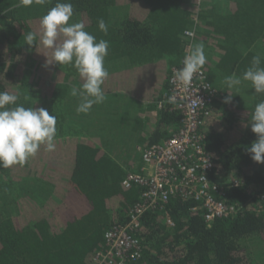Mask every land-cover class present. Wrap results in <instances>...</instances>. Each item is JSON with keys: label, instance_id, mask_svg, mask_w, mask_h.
I'll return each instance as SVG.
<instances>
[{"label": "trees", "instance_id": "1", "mask_svg": "<svg viewBox=\"0 0 264 264\" xmlns=\"http://www.w3.org/2000/svg\"><path fill=\"white\" fill-rule=\"evenodd\" d=\"M57 2H70L72 22L109 42L106 101L88 114L77 113L79 97L71 95L83 83L76 69L53 63L52 50L40 43L41 18ZM100 18L107 35L98 28ZM191 29L220 92L212 105L216 116L202 126L215 164L209 178L236 213L209 226L203 208L193 211L197 201L177 195L165 210L144 214L136 234L141 256L127 264H264L254 256L264 251V164L246 151L256 140L248 121L264 95L242 81L231 90L232 103L223 102L226 76H242L253 56L264 62V0H33L28 6L0 0V91L57 118L54 152L42 146L25 165L0 168V264H94L106 248V232L126 224L141 199L142 188L122 186L142 168L141 150L181 129L180 112L159 102L187 54L184 33ZM29 32L38 47L26 44ZM126 97L138 102L127 104L133 114L118 110ZM122 130L126 140H115ZM232 178L242 185L235 187Z\"/></svg>", "mask_w": 264, "mask_h": 264}, {"label": "clouds", "instance_id": "2", "mask_svg": "<svg viewBox=\"0 0 264 264\" xmlns=\"http://www.w3.org/2000/svg\"><path fill=\"white\" fill-rule=\"evenodd\" d=\"M45 3V0H36ZM25 6L33 0H22ZM73 5L70 2H57L40 21V43L52 50L53 63L71 66L76 69L82 86L73 87L71 95L79 97L77 113L88 114L94 105L103 104L106 95L103 85L109 77L105 67L109 42L96 37L85 30L82 22H72ZM98 28L107 35L108 26L103 18L98 20ZM28 46L38 47L36 33L25 36ZM190 51L184 57L183 67L174 71L173 80L185 89L191 87L195 77L201 74L207 62L204 45H189ZM46 64H52L46 61ZM242 81L250 82L256 94L264 95V62L260 55L253 56L250 66L242 76H226L224 84L229 90L225 104L232 103L231 90L238 89ZM18 94L0 91V168L25 165L36 156L43 146L45 151L56 150L57 118L49 114L46 108L25 107L18 104ZM175 94L169 97V103L175 102ZM256 140L246 148L253 162L264 164V100L257 103L252 111L248 125Z\"/></svg>", "mask_w": 264, "mask_h": 264}, {"label": "built area", "instance_id": "3", "mask_svg": "<svg viewBox=\"0 0 264 264\" xmlns=\"http://www.w3.org/2000/svg\"><path fill=\"white\" fill-rule=\"evenodd\" d=\"M196 34L195 29L185 31L186 52L190 51L189 45L195 44ZM182 67L183 61L181 66L172 69L169 93L159 102L161 108L175 94L176 100L170 104L182 116L181 129L172 138L141 150L142 168L139 172L129 173L122 183L124 189L142 188L141 199L132 208L126 224L106 232V248L95 255L94 264H127L139 258L142 245L136 234L143 227L144 214L155 209L165 210L177 195L197 201L198 206L193 211L203 208V216L209 226L236 213L235 207L223 200L224 189L209 178L215 171V164L205 149L206 135L202 131L205 120L216 116L212 105L220 92L209 81L206 64L190 88L179 86L173 80V73ZM231 182L235 187L242 185L235 178ZM167 221L174 224L169 217Z\"/></svg>", "mask_w": 264, "mask_h": 264}, {"label": "rangeland", "instance_id": "4", "mask_svg": "<svg viewBox=\"0 0 264 264\" xmlns=\"http://www.w3.org/2000/svg\"><path fill=\"white\" fill-rule=\"evenodd\" d=\"M78 88V87H77ZM128 103H132V105H133V107H135V106H137V103L138 102H136L134 99H132V98H128V97H126V98H123L122 100H121V102H120V106H119V108H118V110L121 108L126 114L128 113V114H133L134 112H132V110L129 108V106L127 105ZM127 107V111H126V107ZM116 124V123H115ZM79 131H81L80 129H79ZM82 132H84V131H82ZM126 133L127 132H125L124 130H122L120 133H117V136L114 138L115 140H117L118 139V141L119 140H121V141H125L126 140ZM85 134H86V132H85ZM85 136H83L82 138H84ZM86 137H88V136H86ZM132 138L133 137V135L131 136H128V138ZM113 138V137H112ZM67 139H69V138H67ZM135 139V138H134ZM94 142H97V141H99L100 139L98 138V137H96L95 139H92ZM129 140V139H128ZM129 142H136V140H129ZM6 203V202H5ZM5 203H2L1 204V206H4V205H6ZM259 251V250H258ZM258 251H256L255 252V254H254V256H255V259H256V262H260V261H263L264 262V251H261V252H258ZM258 252V253H257Z\"/></svg>", "mask_w": 264, "mask_h": 264}]
</instances>
